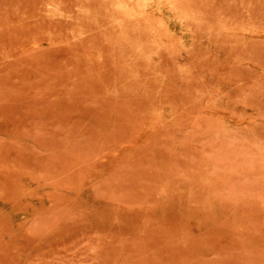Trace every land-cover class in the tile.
I'll return each mask as SVG.
<instances>
[{
	"label": "rangeland",
	"instance_id": "rangeland-1",
	"mask_svg": "<svg viewBox=\"0 0 264 264\" xmlns=\"http://www.w3.org/2000/svg\"><path fill=\"white\" fill-rule=\"evenodd\" d=\"M0 264H264V0H0Z\"/></svg>",
	"mask_w": 264,
	"mask_h": 264
}]
</instances>
